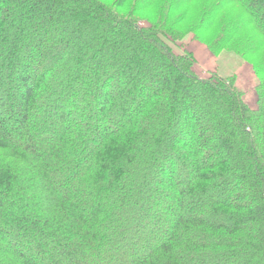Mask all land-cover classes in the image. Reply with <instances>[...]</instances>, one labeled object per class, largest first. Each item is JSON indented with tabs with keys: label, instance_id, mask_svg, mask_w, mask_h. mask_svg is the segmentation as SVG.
<instances>
[{
	"label": "trees",
	"instance_id": "trees-1",
	"mask_svg": "<svg viewBox=\"0 0 264 264\" xmlns=\"http://www.w3.org/2000/svg\"><path fill=\"white\" fill-rule=\"evenodd\" d=\"M194 2L0 0V264H264V0Z\"/></svg>",
	"mask_w": 264,
	"mask_h": 264
},
{
	"label": "rangeland",
	"instance_id": "rangeland-1",
	"mask_svg": "<svg viewBox=\"0 0 264 264\" xmlns=\"http://www.w3.org/2000/svg\"><path fill=\"white\" fill-rule=\"evenodd\" d=\"M212 0H195L193 4L189 7V15L186 17L185 23L180 25V28L185 29L188 24L193 23V20L199 15L200 12L204 14L206 9ZM215 1V0H213ZM229 8L226 12L230 14L231 17H239V8ZM186 8H182L180 13L184 12ZM149 17L153 15L148 14ZM173 46L177 54H184L190 52L194 56L195 65L194 71L197 75L202 78H210L213 72L217 71V74L221 77L225 76H236L237 87L244 92L247 104L256 111L258 109V97H257V86L259 85V79L251 67L252 65L248 62L240 60L235 54L229 52H223L218 56H214L207 45L202 44L199 40L194 39V36L187 34L182 40L174 43H170ZM174 44V45H173ZM251 60V59H249ZM248 61V60H247ZM198 110L200 113H204L202 105H198ZM210 111H205L209 113ZM209 121L208 115L205 118V123ZM222 169L229 170L225 164H223ZM239 180H242L244 172L239 168L235 173ZM253 181V179L248 180Z\"/></svg>",
	"mask_w": 264,
	"mask_h": 264
}]
</instances>
